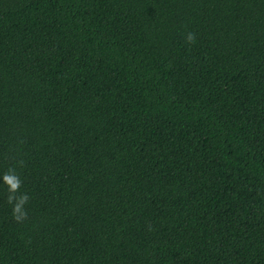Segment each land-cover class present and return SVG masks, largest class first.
I'll use <instances>...</instances> for the list:
<instances>
[{
	"label": "trees",
	"instance_id": "16d2710c",
	"mask_svg": "<svg viewBox=\"0 0 264 264\" xmlns=\"http://www.w3.org/2000/svg\"><path fill=\"white\" fill-rule=\"evenodd\" d=\"M0 264H264V0H0Z\"/></svg>",
	"mask_w": 264,
	"mask_h": 264
},
{
	"label": "clouds",
	"instance_id": "9594fccd",
	"mask_svg": "<svg viewBox=\"0 0 264 264\" xmlns=\"http://www.w3.org/2000/svg\"><path fill=\"white\" fill-rule=\"evenodd\" d=\"M188 39H189V40H191V39H192L191 35H189Z\"/></svg>",
	"mask_w": 264,
	"mask_h": 264
}]
</instances>
